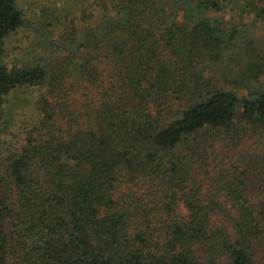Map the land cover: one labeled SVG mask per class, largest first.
Returning <instances> with one entry per match:
<instances>
[{"label": "trees", "instance_id": "obj_1", "mask_svg": "<svg viewBox=\"0 0 264 264\" xmlns=\"http://www.w3.org/2000/svg\"><path fill=\"white\" fill-rule=\"evenodd\" d=\"M50 3L0 0V264H259L264 0Z\"/></svg>", "mask_w": 264, "mask_h": 264}, {"label": "rangeland", "instance_id": "obj_2", "mask_svg": "<svg viewBox=\"0 0 264 264\" xmlns=\"http://www.w3.org/2000/svg\"><path fill=\"white\" fill-rule=\"evenodd\" d=\"M50 1L53 0H18V5L24 11L27 19H31L32 17L40 16L41 8L45 7L47 4H51ZM61 1V0H56ZM72 1V0H71ZM67 1L65 2V4ZM220 15L216 14L218 17ZM247 17V16H246ZM29 22L33 23V20ZM34 29H37V25L34 24ZM31 30L22 29L19 32L12 35L10 38L6 40L4 46V54L2 55V60L5 63L11 64L12 62L21 59L25 55L35 56L37 58L43 57L42 50L38 44V40L35 38V35L31 33ZM257 32L258 36L261 40L264 41V21L257 22ZM261 84L264 85V76L261 79ZM23 98V95H21ZM35 95L29 93V99L23 104H20L19 107L15 109L17 115L13 117V128L6 129L5 132H2V138H5L9 132L14 131L15 133L22 128L24 120L33 115V101ZM259 264H264V259H258Z\"/></svg>", "mask_w": 264, "mask_h": 264}]
</instances>
